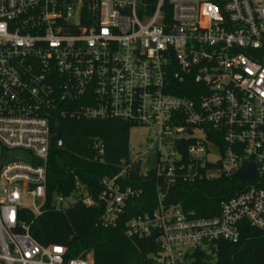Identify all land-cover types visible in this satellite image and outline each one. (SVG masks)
I'll use <instances>...</instances> for the list:
<instances>
[{
    "label": "built area",
    "instance_id": "1",
    "mask_svg": "<svg viewBox=\"0 0 264 264\" xmlns=\"http://www.w3.org/2000/svg\"><path fill=\"white\" fill-rule=\"evenodd\" d=\"M61 119L156 127L166 155L148 172L123 161L97 195L77 180L58 210L103 205L104 229L125 218L127 236L157 235L156 264L212 255L244 223L264 231V0H0V264H95L31 232ZM244 161L256 179L236 178ZM152 172L155 208L126 219L145 194L135 175ZM222 176L241 183L217 215L168 203L178 184Z\"/></svg>",
    "mask_w": 264,
    "mask_h": 264
},
{
    "label": "trees",
    "instance_id": "2",
    "mask_svg": "<svg viewBox=\"0 0 264 264\" xmlns=\"http://www.w3.org/2000/svg\"><path fill=\"white\" fill-rule=\"evenodd\" d=\"M57 124L65 147L53 144L48 163V201L43 214L32 218L34 237L44 245H65L67 259L92 254L95 264H156L160 251L157 235L127 236L125 218L118 227L104 229L99 223L103 205L87 207L79 200L58 210L52 204L53 197L71 194L77 180L97 195L102 180L117 174L122 162L131 159V125L118 120L84 119H61ZM98 142L103 145V155L96 147ZM135 176L145 194L126 219L134 213L152 210L157 204L155 172L145 179ZM240 183L225 176L181 183L171 190L168 203H181L185 210H195L199 217L215 216L220 202L234 195ZM24 218L32 220L29 214H24ZM187 264H264V231L244 223L237 242L220 241L212 255L197 250Z\"/></svg>",
    "mask_w": 264,
    "mask_h": 264
},
{
    "label": "rangeland",
    "instance_id": "3",
    "mask_svg": "<svg viewBox=\"0 0 264 264\" xmlns=\"http://www.w3.org/2000/svg\"><path fill=\"white\" fill-rule=\"evenodd\" d=\"M157 133L156 127L133 126L130 128V156L131 158L139 157L143 160L141 170L148 172L158 166L159 157L166 155L165 148H162L159 155V142L154 140ZM4 194V184L0 182V198ZM25 204H31L26 200Z\"/></svg>",
    "mask_w": 264,
    "mask_h": 264
},
{
    "label": "water",
    "instance_id": "4",
    "mask_svg": "<svg viewBox=\"0 0 264 264\" xmlns=\"http://www.w3.org/2000/svg\"><path fill=\"white\" fill-rule=\"evenodd\" d=\"M65 141H63V134L61 129H58L57 132V138H56V145L59 148L65 147L64 144ZM142 161L138 162L134 167V172H138L141 168ZM255 163H249L248 161H244V165L242 168L236 173V178L240 180H253L257 178V173L255 169Z\"/></svg>",
    "mask_w": 264,
    "mask_h": 264
}]
</instances>
